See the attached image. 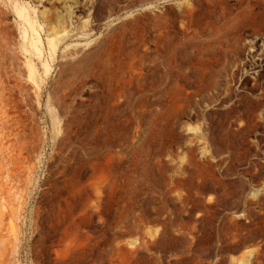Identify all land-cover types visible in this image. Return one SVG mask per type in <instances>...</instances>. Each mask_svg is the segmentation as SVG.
Returning a JSON list of instances; mask_svg holds the SVG:
<instances>
[{
  "label": "rangeland",
  "instance_id": "rangeland-1",
  "mask_svg": "<svg viewBox=\"0 0 264 264\" xmlns=\"http://www.w3.org/2000/svg\"><path fill=\"white\" fill-rule=\"evenodd\" d=\"M0 264H264V0H0Z\"/></svg>",
  "mask_w": 264,
  "mask_h": 264
}]
</instances>
